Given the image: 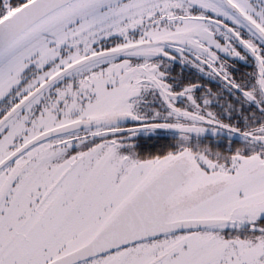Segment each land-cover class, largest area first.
I'll return each instance as SVG.
<instances>
[{"label": "snow or ice", "instance_id": "6c2138e0", "mask_svg": "<svg viewBox=\"0 0 264 264\" xmlns=\"http://www.w3.org/2000/svg\"><path fill=\"white\" fill-rule=\"evenodd\" d=\"M0 264H264V0H0Z\"/></svg>", "mask_w": 264, "mask_h": 264}]
</instances>
